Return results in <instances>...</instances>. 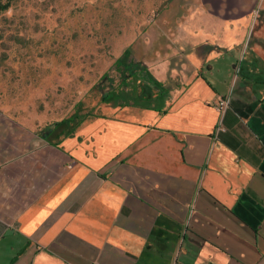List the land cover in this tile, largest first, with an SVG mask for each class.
<instances>
[{
  "label": "crops",
  "instance_id": "crops-1",
  "mask_svg": "<svg viewBox=\"0 0 264 264\" xmlns=\"http://www.w3.org/2000/svg\"><path fill=\"white\" fill-rule=\"evenodd\" d=\"M177 2L167 94L56 139L0 112V264H264V0Z\"/></svg>",
  "mask_w": 264,
  "mask_h": 264
},
{
  "label": "rangeland",
  "instance_id": "rangeland-1",
  "mask_svg": "<svg viewBox=\"0 0 264 264\" xmlns=\"http://www.w3.org/2000/svg\"><path fill=\"white\" fill-rule=\"evenodd\" d=\"M0 1L10 2L0 12V112L51 139L107 114L108 91H114L115 100L130 102L133 89L119 84L114 62L128 46L140 60L142 39L157 30L159 16L178 3ZM71 118L76 120L50 131L56 121Z\"/></svg>",
  "mask_w": 264,
  "mask_h": 264
},
{
  "label": "trees",
  "instance_id": "trees-1",
  "mask_svg": "<svg viewBox=\"0 0 264 264\" xmlns=\"http://www.w3.org/2000/svg\"><path fill=\"white\" fill-rule=\"evenodd\" d=\"M10 7V2H3L0 1V12L8 9ZM114 68L117 69L120 73V85L124 86L126 88H132L133 93L132 97L130 99V102L128 103V100L125 101H118L114 98L116 95L114 94V91H108L104 95V101L110 102L115 101L117 103H120L121 105H136L139 104V100H146L147 102H150V100L153 98L154 94L157 92L165 93L167 94L169 91H166L163 83L158 80L154 74L151 72L149 67L144 64L141 60H137L132 55V49L130 46H128L124 52L115 60L114 62ZM76 118L77 115H74ZM76 119L71 118L69 120H60L56 121L54 123V128H58L60 125L64 123H71V121H74ZM70 121V122H69Z\"/></svg>",
  "mask_w": 264,
  "mask_h": 264
},
{
  "label": "built area",
  "instance_id": "built-area-1",
  "mask_svg": "<svg viewBox=\"0 0 264 264\" xmlns=\"http://www.w3.org/2000/svg\"><path fill=\"white\" fill-rule=\"evenodd\" d=\"M228 101L224 98L220 99V101L218 102V109L221 111H224L226 109V107L228 106Z\"/></svg>",
  "mask_w": 264,
  "mask_h": 264
}]
</instances>
